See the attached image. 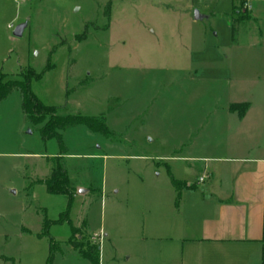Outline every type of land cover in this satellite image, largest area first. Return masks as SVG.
Listing matches in <instances>:
<instances>
[{
    "label": "rangeland",
    "instance_id": "obj_1",
    "mask_svg": "<svg viewBox=\"0 0 264 264\" xmlns=\"http://www.w3.org/2000/svg\"><path fill=\"white\" fill-rule=\"evenodd\" d=\"M28 68L44 102L105 116L113 134L69 126L61 147L21 118V95L10 94L0 109V264H46L53 242L54 264H89L70 240L114 264L164 246L150 213L155 186L170 182L158 157L181 151L199 122L233 129L231 102L264 114V0H0V70L21 79ZM61 152L72 199L41 183ZM66 211L40 236L46 216Z\"/></svg>",
    "mask_w": 264,
    "mask_h": 264
},
{
    "label": "crops",
    "instance_id": "obj_2",
    "mask_svg": "<svg viewBox=\"0 0 264 264\" xmlns=\"http://www.w3.org/2000/svg\"><path fill=\"white\" fill-rule=\"evenodd\" d=\"M21 103L20 96L23 119ZM231 103L227 109L236 116L233 129L224 134L211 130L212 122H199L181 151L158 157L167 160L170 182L155 186L158 198L151 202L150 213L160 229L153 232L154 240L164 246L126 254L123 260L113 256L112 263H264V114L251 103L241 118L229 110ZM198 147L200 153L195 152ZM6 155L0 152V157ZM198 163L199 176L189 181ZM104 239L110 240L107 232Z\"/></svg>",
    "mask_w": 264,
    "mask_h": 264
},
{
    "label": "trees",
    "instance_id": "obj_3",
    "mask_svg": "<svg viewBox=\"0 0 264 264\" xmlns=\"http://www.w3.org/2000/svg\"><path fill=\"white\" fill-rule=\"evenodd\" d=\"M33 70H21V79H8L7 74L0 70V103L6 99L13 91H19L22 97V111L24 116L34 125H38L41 137L43 140L55 138L59 145L64 144L62 132L69 126L84 125L93 132L101 133L110 137L113 132L106 123L105 116H86L82 114H60L59 108L55 105H49L39 98L32 89ZM41 77V74H40ZM249 102H233L229 105L231 112H237L239 117H244L248 108ZM61 152L55 156V164L49 178L41 183L46 186V189L51 194H66L73 198L75 188L72 185L68 170L62 163L63 155ZM69 211L63 212L57 220L44 219L42 233L44 236L48 233L50 226L54 223H63L68 220ZM77 229H74L76 231ZM71 245L78 249L82 255L88 259L91 264H100V247L90 245L89 249H83L79 244H75L70 240ZM56 243L51 244L50 254L46 264H54L56 253ZM264 264V263H263Z\"/></svg>",
    "mask_w": 264,
    "mask_h": 264
},
{
    "label": "water",
    "instance_id": "obj_4",
    "mask_svg": "<svg viewBox=\"0 0 264 264\" xmlns=\"http://www.w3.org/2000/svg\"><path fill=\"white\" fill-rule=\"evenodd\" d=\"M195 17H196V19L200 18V16H199L197 11L195 13ZM27 26H28V22H23V23L19 24L14 30V35L17 36V37H21L23 35L24 30H25V28Z\"/></svg>",
    "mask_w": 264,
    "mask_h": 264
},
{
    "label": "built area",
    "instance_id": "obj_5",
    "mask_svg": "<svg viewBox=\"0 0 264 264\" xmlns=\"http://www.w3.org/2000/svg\"><path fill=\"white\" fill-rule=\"evenodd\" d=\"M16 1H18V0H16ZM203 180H204V177L200 178V181H203ZM93 239L95 241V238H93Z\"/></svg>",
    "mask_w": 264,
    "mask_h": 264
}]
</instances>
